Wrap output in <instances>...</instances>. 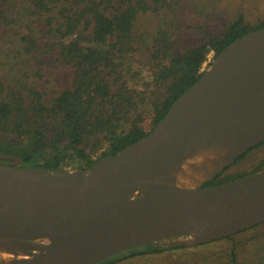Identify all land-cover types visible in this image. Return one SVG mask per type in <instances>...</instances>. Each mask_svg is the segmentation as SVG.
<instances>
[{
	"label": "water",
	"instance_id": "95a60500",
	"mask_svg": "<svg viewBox=\"0 0 264 264\" xmlns=\"http://www.w3.org/2000/svg\"><path fill=\"white\" fill-rule=\"evenodd\" d=\"M264 141V27L228 45L146 137L92 167L0 163V264H97L167 239L193 246L264 224V168L204 186ZM215 145L195 176L174 165Z\"/></svg>",
	"mask_w": 264,
	"mask_h": 264
},
{
	"label": "trees",
	"instance_id": "16d2710c",
	"mask_svg": "<svg viewBox=\"0 0 264 264\" xmlns=\"http://www.w3.org/2000/svg\"><path fill=\"white\" fill-rule=\"evenodd\" d=\"M217 1L0 0V36L11 38H0V163L88 169L149 135L204 75L212 52L213 61L264 27V18L245 13L218 23ZM146 15L157 19L153 30L140 27ZM24 16L39 26L25 29ZM58 69L71 71L60 92L33 82ZM258 151L253 171L229 173ZM263 168L264 141L204 186ZM156 249V243L133 248L97 264ZM238 255L235 246L228 264H239Z\"/></svg>",
	"mask_w": 264,
	"mask_h": 264
},
{
	"label": "rangeland",
	"instance_id": "374dc122",
	"mask_svg": "<svg viewBox=\"0 0 264 264\" xmlns=\"http://www.w3.org/2000/svg\"><path fill=\"white\" fill-rule=\"evenodd\" d=\"M217 6L215 16L216 21L220 24L240 13L250 14L254 19L264 18V0H218ZM35 19V17L24 16L25 29H28L27 25L29 24L32 28L39 26L40 21ZM139 24L142 29L153 30L157 24V19L153 15H146L140 19ZM0 38L3 41L11 39L9 36H0ZM213 55L212 52L205 67L212 62ZM143 75L147 77L148 74L144 72ZM70 78L71 71L69 69H58L43 79L33 77V82L51 93L63 90ZM260 157L259 151L258 153H251L245 161L230 169L229 173L253 171ZM234 236L231 241L222 239L193 246H176L173 240L167 239L156 243L158 249L154 251L124 257L111 264H228L230 250L235 246L239 253V264H264V225Z\"/></svg>",
	"mask_w": 264,
	"mask_h": 264
},
{
	"label": "bare ground",
	"instance_id": "6f19581e",
	"mask_svg": "<svg viewBox=\"0 0 264 264\" xmlns=\"http://www.w3.org/2000/svg\"><path fill=\"white\" fill-rule=\"evenodd\" d=\"M217 146L213 145L210 150L208 151H202L195 155L194 157L190 158L187 161L176 163L173 167V169L170 171L171 175L178 181L187 184V185H195L202 181L204 178L208 177L216 168H218L220 165L216 164L212 167L206 168L204 171V174L202 176L197 175L195 176L193 174V170L191 167V164H205L206 159L208 157H212V155H215V151ZM12 257L11 254L8 252H1L0 251V259L5 262H10V258Z\"/></svg>",
	"mask_w": 264,
	"mask_h": 264
}]
</instances>
